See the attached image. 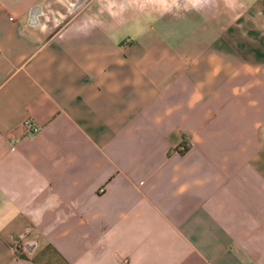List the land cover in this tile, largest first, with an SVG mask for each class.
Instances as JSON below:
<instances>
[{"label": "crops", "instance_id": "1", "mask_svg": "<svg viewBox=\"0 0 264 264\" xmlns=\"http://www.w3.org/2000/svg\"><path fill=\"white\" fill-rule=\"evenodd\" d=\"M238 1L0 0V264H264V0Z\"/></svg>", "mask_w": 264, "mask_h": 264}, {"label": "rangeland", "instance_id": "2", "mask_svg": "<svg viewBox=\"0 0 264 264\" xmlns=\"http://www.w3.org/2000/svg\"><path fill=\"white\" fill-rule=\"evenodd\" d=\"M163 1L167 2L166 5H167L168 10H171V8L174 6L177 7L178 5H180L181 2H183L182 9L183 11H185V8H186L185 3H184L185 0H163ZM239 3H241V0L238 1V4ZM250 9H251L250 11L252 12V14H254V16L258 15V3L256 4V6L254 4V6H252ZM246 30L248 33L252 34V36L258 35V22L249 24Z\"/></svg>", "mask_w": 264, "mask_h": 264}, {"label": "built area", "instance_id": "3", "mask_svg": "<svg viewBox=\"0 0 264 264\" xmlns=\"http://www.w3.org/2000/svg\"><path fill=\"white\" fill-rule=\"evenodd\" d=\"M23 128L28 135H32L40 131V127L31 119H28L23 123Z\"/></svg>", "mask_w": 264, "mask_h": 264}]
</instances>
